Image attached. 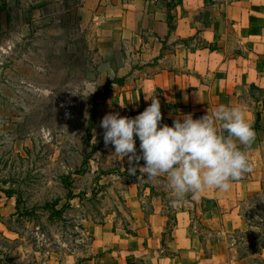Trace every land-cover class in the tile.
<instances>
[{
  "label": "crops",
  "instance_id": "1",
  "mask_svg": "<svg viewBox=\"0 0 264 264\" xmlns=\"http://www.w3.org/2000/svg\"><path fill=\"white\" fill-rule=\"evenodd\" d=\"M82 11L105 70H136L128 86L113 83L111 104L121 117L135 118L156 97L161 127L242 104L259 128L250 147L240 145L252 171L229 189L173 204L166 177L161 187L144 184V198L130 196L133 227L94 224L88 252L61 264H264V248L241 250L253 229L243 206L264 190V0H83Z\"/></svg>",
  "mask_w": 264,
  "mask_h": 264
},
{
  "label": "rangeland",
  "instance_id": "2",
  "mask_svg": "<svg viewBox=\"0 0 264 264\" xmlns=\"http://www.w3.org/2000/svg\"><path fill=\"white\" fill-rule=\"evenodd\" d=\"M82 7L0 0V264H61L87 253L91 226L129 230L130 196L144 198V184L164 180L130 174L128 157L105 145L100 122L121 115L113 83L128 86L136 70H105ZM242 211L253 226L245 254L264 242V190Z\"/></svg>",
  "mask_w": 264,
  "mask_h": 264
},
{
  "label": "clouds",
  "instance_id": "3",
  "mask_svg": "<svg viewBox=\"0 0 264 264\" xmlns=\"http://www.w3.org/2000/svg\"><path fill=\"white\" fill-rule=\"evenodd\" d=\"M145 99H149L147 94ZM151 100L135 118L116 113L100 122L105 145H113L116 155L128 157L130 174L139 171L148 180L166 177L176 204L188 194L198 199L208 188L227 190L232 181L252 171L253 165L240 147H250L256 137L244 105L220 104L199 119L187 114L173 126L161 127L160 100ZM136 138L142 156L136 154ZM141 159L144 166L138 164Z\"/></svg>",
  "mask_w": 264,
  "mask_h": 264
},
{
  "label": "trees",
  "instance_id": "4",
  "mask_svg": "<svg viewBox=\"0 0 264 264\" xmlns=\"http://www.w3.org/2000/svg\"><path fill=\"white\" fill-rule=\"evenodd\" d=\"M254 128H256V129H258L259 128V123L257 122V124L254 126ZM145 162L141 159L140 161H139V165H141V164H144ZM137 174H141V175H143L142 173H139V171H137ZM255 198H257V197H255ZM207 202V207H205V209L206 208H209V207H211L212 206V203L210 202V201H206ZM57 212L58 213H61L62 212V210H57ZM245 219L247 220V222L249 221L248 220V218L245 216ZM262 248H264V242L262 243V245L260 246V249H259V251H261L262 250ZM258 249H257V251H258Z\"/></svg>",
  "mask_w": 264,
  "mask_h": 264
},
{
  "label": "built area",
  "instance_id": "5",
  "mask_svg": "<svg viewBox=\"0 0 264 264\" xmlns=\"http://www.w3.org/2000/svg\"><path fill=\"white\" fill-rule=\"evenodd\" d=\"M151 1H154V2H157V3H174L175 1L177 0H151Z\"/></svg>",
  "mask_w": 264,
  "mask_h": 264
}]
</instances>
